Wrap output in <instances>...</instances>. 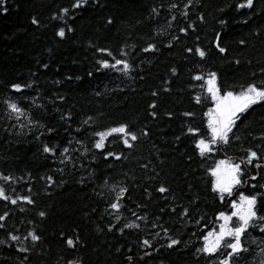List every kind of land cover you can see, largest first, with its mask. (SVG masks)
I'll list each match as a JSON object with an SVG mask.
<instances>
[{"label":"trees","instance_id":"16d2710c","mask_svg":"<svg viewBox=\"0 0 264 264\" xmlns=\"http://www.w3.org/2000/svg\"><path fill=\"white\" fill-rule=\"evenodd\" d=\"M243 2L88 0L72 9L74 0H0V177H11L0 187L11 199L34 201L0 199V216L7 214L0 221V264H220L230 250L198 251L204 236L219 230V213L230 214L243 193L257 196L264 216V103L241 116L228 144L202 157L195 143L210 139L205 113L214 103L193 77L216 72L222 88L236 91L264 82V0L238 9ZM62 27L64 38L56 35ZM218 35L223 54L215 47ZM113 57L130 65L127 72L122 64L101 67V60L115 64ZM15 83L30 87L16 92ZM6 101L30 119L17 120ZM121 124L138 137L129 138L132 148L117 134L95 147L94 133ZM45 145L54 153H45ZM248 150L257 153L252 164ZM108 152L114 155L106 158ZM220 160L245 161L243 183L223 201L211 175ZM161 186L168 191L159 192ZM121 188L127 191L117 213L111 203ZM262 227L264 221L251 222L242 237L248 251L232 264H264ZM29 232L40 239L33 242ZM171 239L180 243L169 248Z\"/></svg>","mask_w":264,"mask_h":264},{"label":"snow or ice","instance_id":"6c2138e0","mask_svg":"<svg viewBox=\"0 0 264 264\" xmlns=\"http://www.w3.org/2000/svg\"><path fill=\"white\" fill-rule=\"evenodd\" d=\"M88 3V0H74V3L71 5L72 9H78L81 7H84ZM189 4H191V0H189ZM254 6V0H244L243 3H239L237 5L238 9L243 8H252ZM173 8L177 7V5L173 4ZM185 7H188V5H185ZM4 11L6 12L7 9L5 8ZM68 8H62L61 12L64 15L69 14ZM184 15H187L185 12ZM56 17H53L55 19ZM175 19V17H173ZM112 21L109 20V23ZM32 23L38 24L39 21L35 18H33ZM225 21H221V24H224ZM68 31H72L71 28L68 29ZM181 31H185V29H181ZM65 28H60L59 31L56 33L57 36L60 38L65 37ZM241 43H244V41H241ZM215 47L218 49L220 53H225L227 49L221 45L220 42V36L218 35L216 38V44ZM148 49H145L147 51ZM100 52H107L108 55H111V52H108L107 49H99ZM189 52H192L193 49L189 48ZM195 52L201 57V59L205 58L206 53L205 51L201 50L200 48H196ZM123 55V53H122ZM115 59V64L109 65L107 60H101L99 63L101 64V67L103 68H116L117 65H123V70L127 72V70L130 68V65L123 60ZM239 63V61H237ZM47 67V65H45ZM175 71V70H174ZM196 81H203V84L201 85L202 88L209 94L211 97V100L214 103V107L210 108L205 115L209 116L208 121V128L210 130V139H198L195 143L196 148L199 151V154L204 157L206 154H210L214 151V146H218L220 143L228 144L230 141V133H233L234 127L237 125V121L240 120L241 116L245 113H248L250 109L253 108L254 105L262 104L264 103V82H262L260 85H257L255 82L248 83L246 86L241 85L240 91H236L234 88H222V86L218 83L217 73L216 72H209L207 74V79H205L201 75H196L193 77ZM12 89L16 92H21L24 88L30 87V85H21L19 83H15L11 85ZM155 95V93H153ZM196 102L201 103V97H196ZM7 107L10 111V113L15 114V117L17 120H19L22 116L25 118L27 117V114L23 108L18 106L17 103L14 102H8L6 101ZM152 107H155V105H152ZM153 116H155V113H152ZM186 116H192L194 113L187 112L184 113ZM30 119V118H29ZM91 119V118H89ZM87 123V121H85ZM23 126V125H21ZM51 131V130H49ZM189 133L195 135L199 132V129H193L189 128ZM114 134L119 135L122 140L123 144L128 147L132 148L133 144L129 142V138L131 141H136L138 139L137 135L130 131L128 125L121 124L118 127H112L108 128L105 131H100L94 133V135L98 136L99 139L95 142V147L97 149H103L105 147V141L108 137L113 136ZM147 135V133H144ZM239 139V137H236ZM43 151L45 153H54V149L45 145L43 148ZM65 152L67 149L64 150ZM114 154L112 152H108L107 156H113ZM119 156H116V159H119ZM257 158V153L252 150H248V157H247V164H252L253 160ZM245 161L242 160L240 164L236 163H229L225 160H221L217 163L216 167L211 170V175L215 178L212 184V188L214 192H217L220 196L221 201L225 198V193H227L229 196L232 195L233 188L237 185H240L243 183L241 177L244 175V170L242 168V164H244ZM223 166V170H222ZM261 165L257 164L256 167H260ZM0 179H3L5 181H9L11 177L4 176L0 177ZM48 180H51L52 177H48ZM252 179H255V176L252 177ZM255 187V185H253ZM159 192L164 193L168 191L165 187L161 186L159 189ZM127 189L121 188L120 192L117 194L116 201L111 203V208L116 210L118 213L121 207V204L119 203L121 199V193L126 192ZM0 199L3 200H10L12 204H16L17 200H23L28 204H33L34 201L30 197H17L16 199H11L9 196L5 194V189L3 187H0ZM231 208L233 211L230 214H226L225 212H220L217 219L223 221L219 226V231H210L207 235L204 236V247L201 249H198V251L207 253L209 255H215L221 248L230 250L226 251L224 254V259L220 260V264H232V258L238 255L241 252L248 251V249L243 247L242 243V237L247 232V229L249 228L252 221L255 219H259L261 221H264V216L258 215L257 210V196L255 195H244L241 193L239 195V201H232L231 202ZM23 211V209H21ZM7 214H5L6 216ZM41 217L45 216V213L41 211L39 213ZM5 216H0V221H3L5 219ZM119 216L117 215L116 219L119 220ZM235 218V220L233 219ZM5 227L3 223H0V228ZM114 227V226H113ZM125 227L132 228L136 227L138 228L139 225L135 224H127ZM112 230V227L109 228V231ZM123 229H121V232ZM261 231L264 232V227L261 228ZM28 235L31 237L32 241H38L40 237L32 232H29ZM156 235H159L157 233ZM12 241H18L20 238L16 235L10 236ZM26 239V238H25ZM2 243V242H0ZM180 241L176 239H171V242L167 245V247L172 248L174 245L179 244ZM67 244L69 247H74L75 242L72 239L67 240ZM143 244L146 247H151V242L147 239L143 241ZM18 251L26 252L28 251L27 248L21 247L18 249ZM146 255L150 253H145ZM26 259V257H25ZM128 260L131 261L132 257L129 256ZM68 264H78L76 261H68Z\"/></svg>","mask_w":264,"mask_h":264},{"label":"rangeland","instance_id":"374dc122","mask_svg":"<svg viewBox=\"0 0 264 264\" xmlns=\"http://www.w3.org/2000/svg\"><path fill=\"white\" fill-rule=\"evenodd\" d=\"M222 170H223V166H222ZM219 230H217V232H218ZM204 244H205V241H204Z\"/></svg>","mask_w":264,"mask_h":264}]
</instances>
